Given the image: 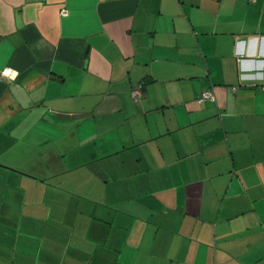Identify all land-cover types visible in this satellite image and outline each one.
<instances>
[{
  "label": "crops",
  "instance_id": "obj_1",
  "mask_svg": "<svg viewBox=\"0 0 264 264\" xmlns=\"http://www.w3.org/2000/svg\"><path fill=\"white\" fill-rule=\"evenodd\" d=\"M4 68L0 264H264V0H0Z\"/></svg>",
  "mask_w": 264,
  "mask_h": 264
},
{
  "label": "rangeland",
  "instance_id": "obj_2",
  "mask_svg": "<svg viewBox=\"0 0 264 264\" xmlns=\"http://www.w3.org/2000/svg\"><path fill=\"white\" fill-rule=\"evenodd\" d=\"M4 168H7L5 169L6 172H10L11 168L9 167H6V166H3ZM13 170V169H12ZM30 176V174L28 175ZM33 177V175H31ZM2 179V177H0V180ZM5 181V180H4ZM20 182H18L17 180L15 179H9L7 178V180L5 182H0V188H3L6 190L7 192V195H10L8 196V200L9 201V204L13 206V204H17L13 199H11L13 196H12V193H20L21 195L24 194L26 192V189L29 188L28 186H25V185H22V184H19ZM30 191L32 192H37L38 195H40V193H42V190L40 189H37L35 190L34 188H29ZM47 200V199H46Z\"/></svg>",
  "mask_w": 264,
  "mask_h": 264
},
{
  "label": "built area",
  "instance_id": "obj_3",
  "mask_svg": "<svg viewBox=\"0 0 264 264\" xmlns=\"http://www.w3.org/2000/svg\"><path fill=\"white\" fill-rule=\"evenodd\" d=\"M62 14H66V10L63 9ZM6 70H11L9 68H4L3 70L0 71V75H7V74H10L11 71L7 72V74H5ZM142 83H139L136 87L133 88L132 90V95L133 96H138L140 95V91H141V88H142ZM233 89L235 90L236 87H233ZM207 99H210V100H213L214 99V95L212 93L211 90L209 89H205L201 92L200 96H199V101H204V100H207Z\"/></svg>",
  "mask_w": 264,
  "mask_h": 264
},
{
  "label": "clouds",
  "instance_id": "obj_4",
  "mask_svg": "<svg viewBox=\"0 0 264 264\" xmlns=\"http://www.w3.org/2000/svg\"><path fill=\"white\" fill-rule=\"evenodd\" d=\"M9 71H11V70H6L5 74H7V72H9Z\"/></svg>",
  "mask_w": 264,
  "mask_h": 264
}]
</instances>
